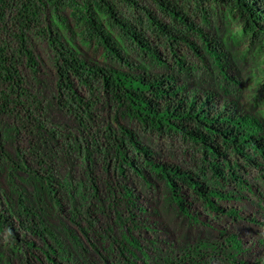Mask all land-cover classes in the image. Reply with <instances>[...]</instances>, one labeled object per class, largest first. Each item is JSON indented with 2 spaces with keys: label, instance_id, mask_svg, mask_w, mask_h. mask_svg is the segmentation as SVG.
<instances>
[{
  "label": "trees",
  "instance_id": "obj_1",
  "mask_svg": "<svg viewBox=\"0 0 264 264\" xmlns=\"http://www.w3.org/2000/svg\"><path fill=\"white\" fill-rule=\"evenodd\" d=\"M213 9L264 58V0H0V264H264V121Z\"/></svg>",
  "mask_w": 264,
  "mask_h": 264
},
{
  "label": "rangeland",
  "instance_id": "obj_2",
  "mask_svg": "<svg viewBox=\"0 0 264 264\" xmlns=\"http://www.w3.org/2000/svg\"><path fill=\"white\" fill-rule=\"evenodd\" d=\"M216 13L219 14V11L213 9L211 19L215 25L220 22L221 33L236 57L235 64L244 81L245 95L242 103L247 107L255 106L264 121V58L256 51L251 52L249 41L243 37L239 26L231 18L220 21Z\"/></svg>",
  "mask_w": 264,
  "mask_h": 264
}]
</instances>
